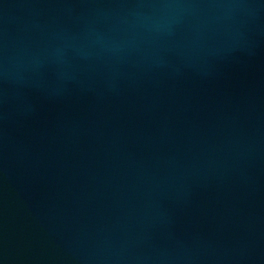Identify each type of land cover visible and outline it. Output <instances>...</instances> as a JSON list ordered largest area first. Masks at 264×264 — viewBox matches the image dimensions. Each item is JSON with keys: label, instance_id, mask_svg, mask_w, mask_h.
Returning <instances> with one entry per match:
<instances>
[{"label": "water", "instance_id": "obj_1", "mask_svg": "<svg viewBox=\"0 0 264 264\" xmlns=\"http://www.w3.org/2000/svg\"><path fill=\"white\" fill-rule=\"evenodd\" d=\"M0 264H264V0H80L0 100Z\"/></svg>", "mask_w": 264, "mask_h": 264}]
</instances>
